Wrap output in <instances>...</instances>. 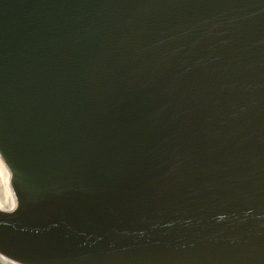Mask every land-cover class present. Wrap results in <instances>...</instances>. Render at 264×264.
Here are the masks:
<instances>
[{
    "label": "water",
    "instance_id": "water-1",
    "mask_svg": "<svg viewBox=\"0 0 264 264\" xmlns=\"http://www.w3.org/2000/svg\"><path fill=\"white\" fill-rule=\"evenodd\" d=\"M0 254L264 264V0H0Z\"/></svg>",
    "mask_w": 264,
    "mask_h": 264
},
{
    "label": "bare ground",
    "instance_id": "bare-ground-1",
    "mask_svg": "<svg viewBox=\"0 0 264 264\" xmlns=\"http://www.w3.org/2000/svg\"><path fill=\"white\" fill-rule=\"evenodd\" d=\"M14 194L10 185V176L0 169V198H12ZM3 260V258H1Z\"/></svg>",
    "mask_w": 264,
    "mask_h": 264
}]
</instances>
